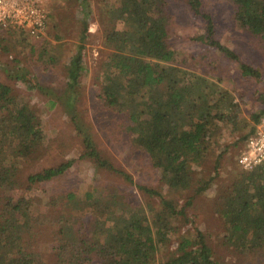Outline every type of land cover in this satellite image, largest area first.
Masks as SVG:
<instances>
[{
  "label": "trees",
  "instance_id": "1",
  "mask_svg": "<svg viewBox=\"0 0 264 264\" xmlns=\"http://www.w3.org/2000/svg\"><path fill=\"white\" fill-rule=\"evenodd\" d=\"M229 1L237 25L264 40V0ZM186 3L204 23L203 33L194 40L217 50L220 57L236 64L242 78L260 80L258 69L241 61L235 51L216 40L213 16L205 11L203 1L186 0ZM115 9L117 16L111 19L114 23L106 30V46L113 51L102 63L100 93L105 105L118 109L124 133L134 139V146L149 158L152 168L159 171L161 184L167 192L201 193L207 185L198 186L191 176L190 165L209 157L212 148L207 140L214 133V125L234 122L239 109L232 93L222 85L226 78L221 62L203 64L199 60V66L192 69L179 66V54L169 44L167 26L171 15L165 0H116ZM116 20L122 21L121 28L116 27ZM86 33L87 23L83 21L81 43L66 68V92L75 91L84 70L82 42ZM18 34L17 45L27 40L23 32ZM54 39L62 40L60 36ZM2 41L1 37L0 44ZM30 48L33 51L36 46ZM58 48L51 46L46 50L42 47L38 53L47 54L46 57L53 60L50 54L58 52ZM3 49L5 52L13 50ZM2 69L8 79L30 83L27 73ZM256 100L263 108L251 117L255 125L264 116V94H259ZM64 105L81 139L84 157L91 159L98 168L132 182L127 173L117 170L98 151L72 106V97L66 96ZM44 143V125L35 109L19 101L10 86L0 84V264H220L198 229L177 236V248L169 250L171 237L176 235L173 220L180 216L186 220L184 207L191 204L193 197L178 208V204L162 191L140 185L138 188L146 196L159 198L160 211L148 201L143 204L135 197L129 200L133 196L122 195L115 188L96 194L67 192L62 197L66 211L54 216V237L61 242V249L52 256L39 254L35 251L33 237L36 232L33 233L28 225L30 207L24 195L15 197L14 191L22 185L17 161L29 163L41 159ZM220 157L221 154L216 155L213 172H217ZM70 166L71 162L61 163L29 175L24 192L33 185L45 184L64 175ZM77 198L78 205L72 211L68 207ZM222 199L225 207L222 215L227 219L222 244L233 247L240 254L262 247L264 170L245 173L234 183L233 192ZM81 208L92 212L88 219Z\"/></svg>",
  "mask_w": 264,
  "mask_h": 264
},
{
  "label": "rangeland",
  "instance_id": "2",
  "mask_svg": "<svg viewBox=\"0 0 264 264\" xmlns=\"http://www.w3.org/2000/svg\"><path fill=\"white\" fill-rule=\"evenodd\" d=\"M165 1L171 15L167 26L169 44L179 54V66L192 69L199 66V60L203 64L220 61L222 71L226 74L222 85L239 104L234 122L214 125V133L207 140L212 148L209 157L201 163L190 165L191 176L199 183L198 186L207 185L201 193L189 190L167 192L161 184L159 171L152 168L149 158L134 146V139L124 133L118 109L105 105L100 93L102 63L113 51L106 46V30L110 23H114L111 19L117 16L116 0H47L50 18L47 32L40 40L27 37L25 42L17 45L19 34L13 31L2 37L0 84L10 86L19 101L33 107L44 125L45 151L42 158L29 163L17 161L22 185L19 187L21 189L14 191L15 197L24 195L28 202L31 214L28 225H31L33 233L36 232L33 236L35 251L44 257L52 256L61 249V242L54 237V216L66 211L63 205L65 199L62 197L67 192L96 194L115 188L122 195L133 196L129 200L135 197L143 204L148 201L160 211L159 198L146 196L138 188L140 185L162 191L178 204V208L193 197L191 204L184 207L186 220L181 216L173 220L176 235L171 237L169 250L177 248V236L191 234L198 229L206 237L208 246L213 249L214 259L220 264H264V245L254 252L240 254L233 247L222 244L227 219L222 215L225 207L221 204L222 197L233 192L234 183L248 173L242 171L236 159L247 138L242 137L257 125L252 115L263 108L256 98L264 94V40L252 36L237 25L229 0H202L205 11L213 16L216 40L235 51L241 61L261 72L260 80L244 79L236 64L220 57L217 50L194 40L203 33L204 23L191 12L186 0ZM83 21L87 23L86 37L82 42L84 70L75 91L66 92V68L81 43ZM116 21V27L121 28L122 21ZM55 36H60L62 40L56 41ZM31 45L36 46L33 51ZM51 46H59L58 52L50 54L53 60L46 57L47 54L38 53L39 48L46 47L48 50ZM4 47L13 50L5 52ZM4 67L11 73H27L30 83L8 79L2 69ZM68 95L72 97V106L88 129L98 151L117 170L127 173L132 182L114 172L98 168L91 159L84 157L81 139L70 119L69 109L64 105ZM52 102H55L53 107ZM218 154H221L218 169L213 172ZM67 162H71V166L64 175L45 184L33 185L24 192L29 175ZM78 200L75 199L68 208L74 211ZM81 210L85 219H88L92 212L83 208Z\"/></svg>",
  "mask_w": 264,
  "mask_h": 264
},
{
  "label": "built area",
  "instance_id": "3",
  "mask_svg": "<svg viewBox=\"0 0 264 264\" xmlns=\"http://www.w3.org/2000/svg\"><path fill=\"white\" fill-rule=\"evenodd\" d=\"M48 23L47 0H0V38L17 31L40 40ZM236 163L245 172L264 170V119L244 140Z\"/></svg>",
  "mask_w": 264,
  "mask_h": 264
}]
</instances>
